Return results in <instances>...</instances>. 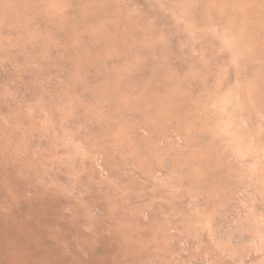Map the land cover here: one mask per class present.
Returning a JSON list of instances; mask_svg holds the SVG:
<instances>
[{
	"label": "bare ground",
	"instance_id": "obj_1",
	"mask_svg": "<svg viewBox=\"0 0 264 264\" xmlns=\"http://www.w3.org/2000/svg\"><path fill=\"white\" fill-rule=\"evenodd\" d=\"M0 1L2 2V0ZM91 1L94 2V0H91ZM139 1H143V0H138V2ZM193 1H194L193 2L194 5L195 3L197 4L201 3L204 7H206V10L208 11V12L206 11L207 13L196 12V14L194 15L195 17L194 20L196 19L197 21L201 22L204 19H207V20L209 19V21H213V23L216 26L221 25L223 23H227V22H237V21L242 22L239 28H237V26L234 25V29L237 28V30H235L236 34H234L235 39L238 40L239 42L240 40L242 41L243 39H245L246 43L248 42L249 47L247 46L248 48L244 49L245 43L243 45V41H242V45H243L242 47L246 53L242 61H245L244 63L247 66V69L246 70L245 68L242 69V66H245V65H242V62H241V65H242L241 66L240 63L238 64V62L235 61V64L237 63L240 66V68L243 70L242 73H244V79L242 80V74H241L239 76V82H240V77H241V84H242V81H245V75L250 76L254 74V70L255 72H257L256 70H258V73L262 76V78H264V0H193ZM18 2L19 4H18V8L16 7V11L12 12L9 10L10 12H8L7 14H5V16H3L4 23L6 20V25L4 24V27L7 26V20L8 19L10 20L12 18H13L12 20H15L17 22V23H14L15 26L16 24L17 26L20 25L19 21H20V17L22 16V14L20 12L21 11L20 0H18ZM78 2L83 3L82 0H78ZM148 2L147 4L149 5L150 2L149 3ZM88 3L85 2L84 4L86 5ZM32 4H34V6H37L34 2L33 3L31 2L30 4V1H29V5L31 6ZM14 5L16 6V4L13 3V6ZM23 5L24 4H22V6ZM69 5H70V2H69ZM74 6L75 5H73V9H74ZM80 6H79V9H80ZM99 6L92 7V4L91 6H87V7L85 6V10L87 11V12L85 11V14L89 12V14L93 16V18H95L96 21L99 20L103 22L104 20L102 19L106 16L107 12L109 13V10L107 8H99ZM73 9H71V11ZM216 9L219 11H217ZM11 10H12V1H11ZM1 11L2 9L0 10V13H2ZM72 13H74V11H72ZM77 13H80V12L77 11ZM187 13H184V14H187ZM82 14H83V11H82ZM82 14H81V17H82ZM189 14H192V13H189ZM75 15L76 13L73 14V17ZM33 16H36V14ZM91 16L88 22L92 20ZM38 17L40 18V16L38 15L36 16L35 19H37ZM53 17L54 16H52V18ZM110 17L113 18V15ZM159 17H161L160 14H159ZM77 18L78 17H76L75 21L78 20ZM59 19L57 20L59 21ZM191 19H193V17ZM42 20L43 18L40 19V21L43 23ZM60 20H63V18ZM64 20L66 23L69 22L66 19ZM68 20H70V18H68ZM170 20L171 18L168 19L167 21L168 24ZM176 20L177 19H175V21ZM30 21L28 20L26 21V23L29 24ZM45 21L46 19L44 20V22ZM47 21L46 23L49 25L50 17H49V22ZM129 21L131 20L129 19ZM159 21H161V18L159 19ZM55 22L57 21L55 20ZM199 22L197 23L199 24ZM60 23L61 22L59 21L58 25ZM213 23H211L212 26H214ZM32 24H33V21H32ZM79 24H80L79 29H75V30L77 31L79 30L78 33L81 35L82 33L80 32V30L82 26H81V23H78V26ZM60 25L58 27H60ZM116 25L118 26V23ZM15 26H14V30H15L14 32L18 31V28H19L17 27V30H16ZM30 26L32 30L33 29L32 25ZM49 26L47 27L48 31L49 29L54 30V28H51V27L49 28ZM53 27H54V24H53ZM74 27L77 28V25ZM122 27H124V25ZM209 27L207 26L205 28L208 29ZM221 27L224 28L223 25H221ZM126 28L128 29L127 26ZM126 28H125V33L127 31ZM12 29L13 27H11V30L9 28L10 31H12ZM20 29L21 28H19V31ZM57 29L55 28V30L58 32ZM69 29L67 33H64V35L59 34L57 36V32H56V39L57 37H59L58 38L59 40L58 39L57 40L58 41L61 40L60 44L62 45H63L62 41L66 42L65 43L66 47L68 46L67 41H69L70 37L72 36V32L70 31L71 29L70 30ZM91 29H93V27ZM114 29H115V26L113 28V26L110 23L108 24L105 23L104 25H101L98 23L97 28H96V31L98 32V34L96 35L94 34L93 37L92 36L90 37L89 35L91 34H89L88 35L89 38L86 37L87 35H83V34L81 35L83 41L81 40L80 43L82 44V42H84L83 43L84 47L82 48L78 46H74L73 44L74 38L76 39L77 36L74 33L75 30L73 31L72 29L73 34H75V37L73 38V42H72V38H71V41L69 42H72L73 45L70 47H67V49H65L64 51L53 56L52 62L54 63V66H51V67L48 66L50 63L49 59H51L52 57L49 59L47 57V59L49 60L47 67L50 70L48 71V75L46 79L48 78V76H51L48 79L50 80V82H48V80L45 79V81H47L48 83L46 84L47 86L46 88L49 89L48 91H50L49 96L46 97L48 99V102H47V99L44 98V100L46 101L42 99L44 101V102L42 101L43 105L38 107L39 105L37 106L34 104L35 106L34 107L32 106V108H30L31 104L28 100V106L30 105L29 108L31 109V112H29L28 110L24 111L25 107L23 108L21 104L22 103L25 104L27 102L26 100L22 101L21 97L19 98L20 93L17 92L18 98H19L18 100L21 101V104L20 103L19 104L23 108L22 109L23 111L20 110L14 114L13 113L9 114L8 110L12 107H10L9 109H8L9 106L6 107V105L9 104L7 103V100L10 97L12 98L13 95L11 94V96L10 97L8 96L9 97L8 98L6 95L3 94V92H1V90L2 91L4 90H3V87L1 89V86H0V264H264V216H259V215L258 216H236L235 213H234L235 216H211L210 213L208 216L207 214V209L212 208L210 207L212 206L211 204H213V202L211 203V201H213V198L216 192L218 194L219 189L216 192L213 188L211 190L209 189L205 190L206 185L204 186V189H202L203 186L201 185H204V180L208 178L207 175L209 174L215 175L216 173L219 172V168L218 166H216L217 163L213 162L212 156L214 157L213 153L215 152L216 153L215 157L216 155H218V157L220 156V158L225 161V159L229 155V151H228V155L226 154V151H224V149L226 150L228 148L227 143L225 144L226 147L222 148L223 150L219 149L217 148L218 147L217 144L219 143L220 137L217 139L218 141H215L211 138L212 136L211 137L209 136L210 135L209 133H207L209 135L204 134L206 132L199 133V131H201L204 125L206 127L207 121H210V119L206 120V118H208L209 116H207V114H205L207 116L206 118L202 116V118L206 120V123L202 125L201 124L202 122L200 123L199 120H196L197 118L195 119L194 117L195 112L187 104V102H189L188 99L181 98V96L180 98H178L177 95L178 93H180L178 91L177 92L174 91V94L177 93V95L173 96L174 94H173L172 89L175 88L174 86L175 84H171V82L173 83L176 82L177 78L172 80L171 73L167 75L168 76L167 78V76L165 75L166 66L165 64H163L164 62L162 60L161 61L163 63L154 61V58L152 59L151 54H150L151 51H147L144 48L137 46V48L133 52V55L135 56V58L132 59L131 57L133 56L130 55L131 52H128L129 55L127 59L130 58L129 62L131 66L129 68V71L127 68L126 73L122 75L119 72L120 71V67H119V71H118L119 76L113 75L111 73V71L109 70V67L111 68V65L114 63L113 61H116V60L112 59L113 61L111 60L109 61L108 58L107 59L105 58V54L103 55L102 53L107 47L109 46L111 47V43H109L111 38L113 37V39L115 40L116 37L119 36L118 33L120 31H117ZM6 30L9 31L8 29L5 28L4 31ZM28 30L27 32L24 30L26 32L25 36H27V34L28 36L30 35V33H28ZM129 30H130V27L128 29V32ZM32 31H35V28ZM42 31L43 30L41 29L40 34L42 33ZM59 31L62 33L61 30ZM84 31L86 32V28ZM94 31L95 30L93 29V32ZM140 31L141 32L144 31V28L143 30H140ZM136 32L137 31H135V34ZM223 32H225V30ZM34 33L36 34V32ZM53 33L54 31H52V34ZM105 33H107L109 37L107 39L104 37V42H102L103 39H101L100 36L105 35ZM110 33L112 34V37L109 35ZM144 33H146V31H144ZM3 34L0 37L5 38ZM21 34L20 36H22ZM40 34L38 32L36 35H40ZM50 34H51V31H50ZM50 34L47 33L46 35L47 39H49L48 35L50 36ZM130 34L131 33H129L128 36H130ZM10 35L8 37H10ZM13 35L14 34H12V36ZM121 35H122V31H121ZM124 35L125 34L123 33V38H124ZM136 35H138V32ZM145 35H147V33ZM5 36H6L5 41H7L6 43V49H7L8 42L10 40H8L7 34H5ZM133 36L135 37L134 34ZM151 36L153 35L151 34ZM205 37L202 38V40L205 39ZM79 38L80 36L78 37V39ZM16 39H18L17 41H15L16 47L13 50V52H10V56L13 54L12 57L18 61L22 59L24 60L23 58L24 53L26 52L29 53V51H31L30 54L35 53L36 55L37 51L40 49L37 46L35 47L32 46L33 48L26 46L25 41L22 42L24 37L23 39L21 37L22 41L19 37H17ZM44 39H45V36L42 39L40 38L41 41L43 40L42 43L44 42ZM47 39H45L46 42H44V43H47L46 48L44 45L43 49H47L48 47ZM119 39H120V36H119ZM121 39H122V36H121ZM33 40H35V38ZM141 40L143 41L142 38ZM146 40L144 38V41ZM176 40L178 39L176 38ZM176 40L174 39L173 42H175ZM185 40L187 41L188 38ZM2 41L3 39H1V42ZM29 41H30V36L26 44H29L30 43ZM54 41L56 40L54 39ZM136 41L138 42V39H136ZM218 41L219 40H217L216 44L218 43L220 44V42ZM234 43L235 41L233 40L232 45ZM81 44L79 46H81ZM118 44H119V41H118ZM216 44L214 42V45ZM2 45H5V43H2ZM40 45L42 47L41 42H40ZM50 45L52 46V43ZM69 45H71V43ZM236 45H239V43ZM233 46H229V47L233 48ZM57 47H56V50L53 49L54 52H52L51 50L49 53L51 52L53 54L57 53ZM153 47H157V46L153 45ZM158 47L157 49H154V51H157L158 49H159L158 51H161L160 48ZM168 47L165 46V49H162V50L168 52V50L170 49ZM187 47H189V45ZM119 48H122V46ZM166 48H168V50H166ZM239 48H240V45H239ZM43 49H41V51L39 52L40 54L39 57L43 56L42 58L45 57L44 53H46V51H44L43 53L42 51ZM125 49H127V47ZM176 49H178V46ZM176 49L174 50L176 51ZM59 51H60V48H59ZM171 51L173 52V47L171 48ZM1 52L2 51H0V53ZM7 52H9L8 49H7ZM7 52L5 51V53ZM234 52H235V56L237 55L238 57H240L239 55H241V58H243L245 54L244 53L242 55L240 54L241 53L240 52L238 55V53H236V50H234ZM183 53H185L184 50H183ZM227 53H229V51ZM119 54L121 56V52H119L118 55ZM157 54L158 52L156 53V55ZM1 55H0V62H1V59L2 61L4 60L3 58L5 56V55L4 56L2 55L1 57ZM47 55L49 56L48 53ZM120 56H118L117 63H120V60H119ZM114 57L117 59V56H114ZM196 57L194 56V60ZM29 58L30 56L28 55L27 59ZM42 58H39L40 61ZM14 59H12V62L14 61ZM39 59L38 61L35 59L37 61V65L39 63ZM47 59L46 61H48ZM178 59H180V55ZM183 59L184 58H182V60ZM237 59L239 61V58ZM32 60H31V64L33 65ZM182 60H181V63H182ZM186 60L191 62L188 58ZM46 61H45V64H46ZM25 62L26 60L24 61V64ZM15 63L16 61L14 62V64ZM172 63L173 62L171 61V65ZM179 63H180V60L177 61V66ZM16 64L15 66L21 67V65H16ZM127 64L129 66L128 61H127ZM174 64H176V62ZM183 64H184V61H183ZM1 65L2 63L0 64V66ZM41 65L43 66V64ZM166 65H170V63L169 64L166 63ZM186 65H188L187 62H186ZM115 66L117 65H113L114 68ZM191 66H193V62ZM198 66L201 67V65L199 64L196 65V67ZM3 67L5 70L6 62L3 63L2 68H1L2 70H3ZM93 67H95L96 69L94 70L95 72L94 77L90 75L89 77L90 80L86 79L87 81L86 83H92V87H93L92 90L90 89L84 90L85 87L83 86L82 88V84L79 85L75 83L74 86L70 88V91H68L69 88L67 89V86L58 85V83L61 84V81L59 82V79L57 81L55 80L56 78L66 77L68 76V74H72V72L76 74V75L74 74L75 75L74 77H76L77 74L84 75V73H90V71H93ZM178 67L179 68L181 67V72H182L181 75L183 76L182 66H178ZM43 68L42 70H44ZM38 69H34L35 72L37 71V74L36 73L34 74V72L31 74H27L28 71L26 70L25 72L27 73L25 74L24 69L21 70V73L24 72L23 73V78L25 79V80L23 79L24 82H26L27 80L30 84V82L33 79L34 83H32V87H30L31 89L30 92L31 94L33 92L35 93L37 92L35 94L37 96H38V91L36 90L38 89L36 86L38 85V87H40L39 83H37V80L39 79L40 81V79H42V75L40 74L42 71L38 73ZM124 69H123V72L125 71ZM196 69L198 70V68ZM4 70L3 72L5 74L8 73L6 70H5L6 72ZM113 70L114 69H112V71ZM116 70H115V73H116ZM172 71L174 73L175 70H172ZM179 71L180 69L177 72ZM3 72H1L0 75H2ZM21 73L18 74L19 78L21 77L20 76ZM194 73H195V70H194ZM238 73H239V70H238ZM238 73L236 72L235 75ZM5 74L3 75V77L5 76ZM15 74H13L14 77L16 76ZM120 74L122 76H120ZM187 74L185 75L187 76ZM259 74L258 76H260ZM85 75H88V74H85ZM178 75H180V73ZM256 75L257 73H255L254 78ZM35 76L37 77L36 79L37 85L34 80L36 78ZM169 76L171 78V82L169 81L170 80ZM175 76H177V74ZM236 76L235 78H237ZM258 76H256V82L254 83L255 84L254 87H256V91L254 88V93L252 95L250 94V96L255 95L256 97L255 107H257L258 111L261 114L259 113L260 116L259 118L256 117V119L254 115L253 118L255 120L253 121H252L253 118L251 119L250 117L251 122L246 120L247 117L244 119V121L245 120L248 121L247 125L245 126H247L250 129L254 127V130H255V127H257V125L260 126V128L262 127L264 129V109H262V107H264V81H260L261 79H258L257 78ZM181 79L179 80L181 81ZM183 79H185L184 76H183ZM249 79L250 77L248 78L247 82H249ZM257 79L260 82L257 81ZM0 80H3V79L1 78ZM53 80L55 81L53 82ZM66 81L68 80L66 79ZM69 81H70V78H69ZM186 81H188V79H186ZM211 81H209L210 84H213V82L211 83ZM3 82H5V80ZM64 82H65V78H64ZM73 82H74V78H73ZM189 82H190V78H189ZM191 83L193 85V81ZM222 83L224 82L222 81ZM4 84L6 85L7 82ZM4 84H3L4 89H6ZM17 84L16 85L14 84L15 86L12 85L11 88L13 90H14V87L21 89L18 87ZM33 84L36 86H34ZM137 84L140 86L139 91L136 90L138 93L133 91V86ZM0 85H1V82H0ZM224 85L226 86V84ZM224 85L222 87H224ZM230 85L231 84H229V86ZM251 86L252 85L250 84L249 87ZM138 87L135 86V89H137ZM201 87L204 93V90L206 91V87L205 89H203L204 88L203 86ZM201 87H200V90H201ZM183 88H184L185 94L187 95L186 93L187 90L185 89V87ZM192 90H193V87H192ZM24 91L26 93L28 90L26 91L24 89L23 92ZM40 91L42 92V90ZM171 91L173 95L171 94ZM179 91L182 92L181 95L183 94L185 96L182 90H179ZM198 91L199 90H197V86H196V90L195 92L192 93V95L197 94L196 92ZM212 91L211 93L213 95V93L215 92H212ZM232 91H230L231 92L230 95L237 97L238 96L237 92L234 94ZM247 91H249V89L247 90L246 88L245 92ZM230 92H228L227 94L229 95ZM75 93H78V94L82 93L80 97L83 98L84 102L82 101L83 103H76V100H75V104L71 106L73 117H71V115L70 117H68L66 112L68 111L70 107V102H71L70 95L75 94ZM13 94H14L13 97L16 98V95H15L16 89L13 92ZM127 94H128L127 99L121 98L123 95L127 96ZM219 94L220 93H218L217 95ZM223 94H225V92ZM209 95H210V91H209ZM230 95L229 97H231ZM244 95L245 93L241 95V99L239 96L240 106L239 105L238 106L240 110L238 111V108L236 107L237 104L236 106L234 104V107H236L237 110L233 107L234 111L236 110L237 115L239 113L240 118L244 113H246V111L247 113H249V110L251 109V107L250 109L248 107L247 108L245 107L248 103L245 104V106L243 105V107L247 110L243 111L244 113H241L240 115V112L243 108V107L241 108V101L245 99ZM4 96H6L7 99ZM23 96H22L23 100L28 99L26 97L23 98ZM129 97L130 98L132 97V99L130 100ZM204 97L208 98L207 96L203 95V98ZM33 98L34 99H30V101L32 100L31 102L34 103L36 101H35L34 96ZM193 98H192V102L195 103L196 99H194L195 100L194 102ZM216 99H219L218 96ZM13 100L15 101V99L12 98V101ZM18 100L16 104H18ZM248 100H249V95H248ZM12 101L10 100V104H9L10 106H11V103L14 102ZM235 101L237 102V100L233 98V103H236ZM251 101L252 99L250 97V103ZM46 102L47 104L46 106H44ZM200 102L201 101H199V104H201ZM231 102L232 100H230L229 98V103L231 104ZM244 102H242V104ZM225 103L227 104L226 101ZM219 104L221 105V102ZM193 105L194 104H192V106ZM17 106L18 105H16V108ZM89 106L93 108H98L99 109L98 114L96 115L95 113H91L92 111L91 109L89 110ZM221 106H223L222 111H224L225 109L224 103H222ZM228 106H227V109H228ZM16 108H13V111ZM133 108L137 111L134 112ZM197 108H198V104H197ZM206 109L207 107L205 108V110ZM209 109L211 111L214 110L211 108ZM219 109H220V113L218 112V116L219 114L223 116L222 115L223 112L221 111V108ZM227 109L225 110L226 112H224V114L228 112ZM231 111L232 109L230 108V111H229L230 114H231ZM234 111L232 112L233 115H235ZM208 112L209 111H207V113ZM216 112L217 111H214L215 114ZM255 112H256L255 114H257V110ZM127 114H129V116L133 117L134 119L136 118L137 120H135L136 122L133 121L134 122L133 125H131V128H129L130 131H128L127 133H123L122 131L123 133L122 134L120 131H121V128L125 127V126L122 127V124L124 125V122H125L124 120H128L127 117L124 116ZM173 114H174V117L176 118L175 123L173 124L174 127H172L170 131L168 129V132L166 133V131H164V128L165 126L168 127V124L164 125L163 131L166 134L164 132L163 133L165 134V136L163 134H162L163 136L160 135L159 132H161L162 130H159L158 135H157V127L159 129L160 122L163 120L164 121L163 123L166 124L165 122L169 121V119L167 121V117H169L170 115L172 117ZM74 115L76 116L74 117ZM200 115H203V113ZM250 115H251V112H250ZM138 116L140 117L139 118L140 120H138ZM229 116H232V115H229ZM247 116H249V114H247ZM141 117H142V120H141ZM197 117L199 119L198 114H197ZM212 117H213V114L211 116V119ZM244 117H245V114L243 118ZM233 118L234 117L232 116L230 124H233L236 127L238 124H236V121L235 123H233L234 121L232 122ZM227 119L229 121L230 118L227 117ZM214 120L212 121L213 124L217 123ZM224 120H225V116H224ZM220 122L221 121L219 120L218 124ZM125 123H126L125 125H128L127 122ZM244 123L246 122H243V124ZM76 124H78L79 127ZM243 124L241 125V120H240L239 127L240 125L242 127ZM254 124H256V126ZM75 125L76 127H78V129L81 128L80 131L81 133L84 132L83 133L84 135H85V131H87L88 137L86 138L81 137L80 135L81 133L78 131V129L72 128ZM207 126L211 130L210 128L211 124L210 125L208 124ZM221 127H223L222 124L219 129H221ZM239 127L237 126L238 131H239ZM68 128H72L73 131L72 129L71 130L69 129L70 131L68 132L67 130ZM237 128H236V131H237ZM122 130H124V128ZM212 130L214 129L212 128ZM224 130H225V127L223 128V133H224ZM251 130H252L251 137H253V129ZM216 131L217 129L214 132ZM232 131L234 132V130ZM244 131H245L244 133H247L246 137H248V135L250 137V131L248 134V130L246 132V127ZM261 131L263 134L262 135V138H263L264 131L262 129L260 130L259 135ZM221 133L218 136H221ZM230 133L231 132L229 131V134ZM239 133L240 134L243 133V130L242 132L239 131ZM255 133L258 135L257 132ZM226 134H225V137H226ZM244 136L245 135H241V136L239 135V137L241 138L242 137L244 138ZM249 137L247 138V143H248ZM222 138H223V135H222ZM223 139L221 140V142L223 141ZM227 139L229 140V137ZM181 140L183 141L182 143H180ZM171 142H173L172 146L169 145V143ZM239 142H240V149L243 146H246L245 138L242 140H239ZM239 142L237 143L239 144ZM250 142H252L250 144H253V141H250ZM28 143L32 144L31 146H29V149H27ZM198 143H200V145L201 143H203V145L206 144V147H205L206 149L205 148L201 149V146L200 148H198L199 152H200L199 149H201L202 151L200 154L195 152L197 147L195 148V150L194 148L192 150L190 149L191 151L194 150L193 153L190 152L186 154L184 152L185 151L184 149H186L187 147L192 148L196 144L198 145ZM250 144H249V147L251 148ZM32 146H36L38 150L36 152H34V150L32 151ZM256 147L253 144L252 148H254L257 152ZM235 148L236 147L233 146L234 152H235ZM247 148H248V145H247ZM215 149L220 150V152H216ZM242 150L244 153L245 149H242ZM260 152L262 153V151ZM237 153L238 152H236V156H237ZM243 153H241V155ZM245 153H244V156L242 157L240 156V159L242 160V162L244 161V162H247L248 164L249 152L247 156H245ZM234 154L231 155V157L236 158ZM258 155L260 156L261 154L258 153ZM250 156L252 158L254 157L252 155ZM229 157L227 158L228 160H229ZM238 157H239V153H238ZM251 157H249V159ZM236 159L238 160L239 158H236ZM236 159H234V162ZM240 159H239V162H240ZM254 159L256 160L255 163H257V161L260 160V159L259 160L256 159L255 157ZM262 159L264 160V156L261 158V165L263 162ZM251 160H249V162L252 164ZM227 163L228 162H226V164ZM224 164L225 163H223V165ZM223 165H222V168H225V166ZM236 165H235L236 167L235 172L237 169ZM229 166H230V162H229ZM244 167L248 168L249 165H246ZM252 167L250 169L251 172H252ZM229 169H231V167ZM259 169L258 170L256 169L258 175H259ZM237 171L240 172L239 170ZM253 171H254V175H256L255 170ZM219 173H218V176L220 175ZM221 174L223 175L225 173L222 172ZM234 174H238V173H234ZM252 175L249 174L250 177ZM225 176H228V179L224 180L226 182L224 184L229 185L228 184L229 173H226ZM262 178H263L262 184L264 185V172H262L261 179ZM212 179H210V181H212ZM242 180H247V179H242ZM238 181L239 180L235 181V183ZM213 182H214V179H213ZM219 182H222V180ZM219 182L218 184L217 183L215 184L214 182L213 185H218L219 187L222 185V184H219ZM257 183L258 181L256 182L254 186H257ZM241 184L240 185L236 184L237 187H236V191L234 192V195L238 196V198H240L239 195L240 196L243 195L244 194L243 192L246 191L247 184L245 185V187L244 185L242 186ZM234 186L235 184H233V188ZM251 188L248 190L247 193L251 192ZM229 189L230 187L227 188L228 191ZM202 190H204L205 192H202ZM253 190L255 192V188ZM257 191H259V188ZM259 192H261V190ZM227 195L228 194L226 193V196ZM234 195L232 196V204H234L233 202ZM224 196L221 195L220 200L217 198L215 199L220 201L219 204H221L222 198L223 199L226 198V196L225 197ZM217 197H219V195ZM256 197H257V194H256ZM228 198H231V194H230V197L227 196V201H228ZM242 198L244 197L241 196L240 199L242 200ZM200 206H201V210L202 208H204V210L202 211L203 213L206 210L205 211L206 216L204 214H202L204 216H200L199 214H201V212H197L199 211ZM211 210L210 212H212ZM263 211H261V213ZM164 214L167 216H165Z\"/></svg>",
	"mask_w": 264,
	"mask_h": 264
},
{
	"label": "rangeland",
	"instance_id": "obj_2",
	"mask_svg": "<svg viewBox=\"0 0 264 264\" xmlns=\"http://www.w3.org/2000/svg\"><path fill=\"white\" fill-rule=\"evenodd\" d=\"M4 1V2H3ZM10 1V2H9ZM11 1H12V10H11ZM14 1V2H13ZM15 1H16V3H15ZM29 1H30V4H31V2L33 3H35L37 6H34V4H32L31 6L29 5ZM68 1V2H67ZM88 1H89V3H88ZM91 0H82V2L83 3H80V2H78V0H72V1H70V0H20V5H21V14H22V16H24V17H20V21H19V24L20 25H18L17 26V24H16V26H15V24L14 23H17L15 20H12V19H8L7 20V26H5L4 27V24L6 25V20H5V23H4V19H3V16H5V14H7L8 12H10V11H12V12H14V11H16V7L18 8V4H19V2H18V0H2V2L0 1V10L2 9V13H0V27H1V25H2V27L0 28V32H1V34H0V36H2V34L4 35V37L5 38H3V37H0L1 39H3V41L1 42V39H0V51H2L1 53H0V55L2 54L3 56H4V60L2 61V59H1V62H0V64L2 63V65H3V63H5L6 62V67H5V70L8 72V73H4L3 72V70H4V67H3V70L1 69L2 68V65L0 66V73L1 72H3L2 73V75H0V79L2 78L3 80H0V82H1V89H2V87H3V90L4 91H2L1 90V92H3V94L4 95H6L7 97L9 96H11V94L14 96V94H13V92L15 91V89H16V98L15 97H13L12 96V98L13 99H15V104L17 103V100L21 97V100L22 101H25L26 100V102L27 103H25V104H27V105H25V104H21V101L20 100H18V104H16V105H18L19 106V108H18V106H17V108H16V105L14 104V102L12 101V98L10 97H8L13 103H11V106L9 105L10 104V100L8 99L7 100V103H9V104H7L6 105V107H8V109L10 108V107H12V108H10L9 110H8V113L9 114H14V113H16V112H18V111H20V110H22L24 107H25V109H24V111H29V112H31V109L30 108H32V106L34 107L35 105H39L38 107H40L41 105H43L42 104V101L44 100V98L45 99H47L46 97H48L49 96V93H50V91H48L49 89H47L46 87V84H48L47 83V81H45V79H46V77H47V75H48V71L50 70L48 67H47V64H48V62H49V60H50V63H51V65H50V63H49V67H51V66H54V63L52 62V59H53V56L54 55H57L58 53H60V52H62V51H64L65 49H67V47H70V46H72L73 44H74V46H78V47H84V45H83V43L84 42H82V44L80 43L81 42V40H82V37H81V35L83 34V35H87L86 37L87 38H89L88 37V35L89 34H91V35H89L90 37L92 36H94V34L96 35V34H98V32L96 31V28H97V25H98V23L99 24H101V25H104L105 23L106 24H108V23H110L112 26H113V28H114V26H115V29L114 30H117V31H120L119 33H118V35L120 36V39H119V36H117L116 37V39H117V41H116V39L114 40L113 39V37H112V34L110 33L109 35L112 37L111 38V40H110V42L109 43H111V47L109 46V47H107L106 49H107V51H106V49L103 51V55L105 54V58L107 59L108 58V60L110 61H113V60H116V61H113L114 63L111 65V68L109 67V70L111 71V73L113 74V75H116V76H119V72L122 74V75H124V73H126V69L128 68V71H129V68L131 67L130 66V62H129V60H130V58L129 59H127L128 58V55H129V53L128 52H131L130 53V55L131 56H133V57H131L132 59L133 58H135V56L133 55V52H134V50L137 48V46L138 47H141V48H144L145 50H147V51H151V57H152V59L154 58V61H157V62H160V63H163V64H165V66H166V72H165V75L167 76V75H169L170 73H171V78H172V80H174L175 78H177V81L176 82H171V78H170V76H169V81L171 82V84H175L174 86H175V88H173L172 90H173V94H174V91L175 92H180V93H178V95H177V93H175L174 95L172 94V91H171V94L173 95V96H175V95H177L178 96V98H180V96H181V98H187L188 99V101L189 102H187V104L193 109V111L195 112L194 114V117H195V119L196 120H199V122L202 124V125H204V123H206V120H209L210 119V121H207V123L210 125L211 124V130L208 128V124L206 123V127H205V125L203 126V128L201 129V131H199V133L201 132V133H204V132H206V133H204V134H206V135H209L213 140H215V141H218L217 139L219 138V145L217 144V148H219V149H222V148H224V147H226V143H227V149L225 150L224 149V151H226V154L228 155V151H229V155H230V157H229V155H228V157H229V160L227 159V161H226V159H225V161L226 162H228L227 164H226V162L223 160V159H221L220 158V156L218 157V155H216V157H215V152L213 153V155H214V157L212 156V158H213V162H215V163H217L216 164V166H218V168H219V174L221 175H219L218 176V173H216L215 175H212V174H209V175H207V177L208 178H206V179H208V180H204V185H201V186H203V188L202 189H204V186L206 185L207 186V188H206V186H205V190H207V189H209V190H211L212 188L215 190V192L218 190V194H217V192H216V194H217V196L219 195V197H217L216 196V194H215V196H214V198H213V201H211V203L213 202V204H211L212 206H210V207H212L211 209H207V214H208V216H209V213L211 214V216H235V214H236V216H264V185L262 184L263 183V178L261 179V175H262V172H264V160L262 159V165H261V158L264 156V137L262 138V131H261V133H260V135H259V132H260V130L262 129L263 131H264V129L261 127L260 128V126H258L257 125V127H255V130H254V127L253 128H251V129H253V137H251L252 136V130L250 129V128H248L247 126H245V125H247V122L249 121V122H251V120H250V117H251V119L254 117V115H255V119H256V117H258L259 118V116H260V112L258 111V109H257V107H255V104H256V97H255V95H253V96H250V94L252 95L253 93H254V88H255V91H256V87H254L255 86V82H256V76H258V70H256L257 72H255V70H254V74H252V75H250V76H247V75H245V81H242V84H241V77H240V82H239V76L242 74V80L244 79V73H242V69L243 68H245V70L247 69V66L245 65V61H242V59H244V57H245V55H246V53H245V50H243V45H244V43H245V45H244V49H247L249 46H248V42L246 43V40L245 39H243L242 41H243V45H242V41L240 40V42L238 41V40H236L235 39V35L234 34H236V31L235 30H237V28H239V26L242 24V22H240V21H237V22H227V23H223V24H221V25H223L224 26V28L223 27H221V25H215L214 23H213V21H209V19L207 20V19H204V20H202L201 22H199V21H197L196 19V21L197 22H199V24L194 20V15L196 14V12H203V13H207L208 11L206 10V7H204L201 3H195V5H194V1L193 0H143V1H139L138 2V0H136V1H134V0H94V2H90ZM96 1V2H95ZM150 3H149V2ZM158 1V2H157ZM159 1H161V2H159ZM7 2H8V4H7ZM69 2H70V5H69ZM78 2V3H77ZM85 2H87L88 4H84ZM101 2V3H100ZM113 2V3H112ZM141 2V3H140ZM147 2L149 3V5L147 4ZM190 2H191V4H190ZM13 3L14 4H16V6L14 5L13 6ZM25 3H26V5H25ZM97 3V4H96ZM104 3H105V5H104ZM158 3V4H157ZM162 3V4H161ZM22 4H24L23 6H22ZM91 4H92V7H98L99 5V8H107L108 10H109V13L107 12L106 13V16L104 17L105 19H107V20H105L104 18L102 19V20H104L103 22L102 21H96V19L95 18H93V16H91L90 14H89V12L87 13V14H85V6L87 7V6H91ZM99 4V5H98ZM117 4V5H116ZM161 4V5H160ZM73 5H75L74 6V9H73ZM81 5V6H83V7H81L80 6V9H79V6ZM98 5V6H97ZM104 5V6H103ZM106 5H107V7H106ZM145 5V6H144ZM147 5V6H146ZM201 5V6H200ZM34 6V7H33ZM76 6H77V8H76ZM144 6V7H143ZM197 6V7H196ZM14 7H15V9H14ZM25 7H26V9H25ZM31 7H33V8H31ZM109 7V8H108ZM111 7V8H110ZM29 9V11H28V9ZM31 8V9H30ZM75 8H76V10H75ZM211 8V7H210ZM71 9H73L72 11H74V13H76V15L73 17V14L74 13H72V11H71ZM170 9V10H169ZM171 9H173V10H171ZM10 10V11H9ZM18 10V9H17ZM81 10V11H80ZM179 10H180V12H179ZM217 10V9H216ZM5 13H4V12ZM25 11V12H24ZM77 11L78 12H80V13H77ZM82 11H83V14H82ZM207 11V12H206ZM217 11H219V10H217ZM87 12V11H86ZM111 12V13H110ZM121 12V13H120ZM156 12V13H155ZM178 12V13H177ZM187 13V14H184V13ZM41 13V14H40ZM155 13V14H154ZM162 13V14H161ZM165 13V14H164ZM168 15H167V14ZM172 13V14H171ZM189 13H192V14H189ZM2 14V15H1ZM20 14V15H21ZM24 14V15H23ZM36 14V16H40V18L38 19H35L36 18V16H33V15H35ZM45 14V15H44ZM78 14V15H77ZM81 14H82V17H81ZM110 14V15H109ZM159 14H160V16L161 17H159ZM177 14V15H176ZM65 15H66V17H65ZM113 15V18H114V20H113V18H111L110 16H112ZM156 15V16H155ZM170 15V16H169ZM28 16V17H27ZM48 17V19H47V17ZM52 16H54L53 18H52ZM71 16V17H70ZM85 16V17H84ZM90 16L92 17L91 19L92 20H90V22H88V20L90 19ZM117 16V17H116ZM122 17V19H121V17ZM158 16V17H157ZM163 16H164V18H163ZM168 16V17H167ZM178 16V17H177ZM186 16V17H185ZM1 17H2V19H1ZM46 17V18H45ZM49 17H50V22H49ZM59 17H60V19H62L63 18V20H60L59 19ZM65 17V18H64ZM76 17H78L77 19V21H75L76 20ZM81 17V18H80ZM89 17V18H88ZM119 17H120V19H119ZM165 17H167V18H165ZM193 17V19H191ZM43 18V23L40 21V19H42ZM68 18H70V20H68ZM71 18H72V20H71ZM87 18V19H86ZM126 18H127V20H126ZM161 18V21H159V19ZM171 18V20H172V22H171V20H170V22H169V24L167 23V21H168V19H170ZM188 18H189V20H188ZM30 19H31V21H30ZM46 19V21L47 22H49V25L46 23V21L44 22V20ZM53 19H54V21H53ZM57 19H59V21L61 22L59 25H60V27H58L59 25H58V23H59V21L57 20ZM64 19H66L67 21H69V22H65V20ZM129 19L131 20V21H129ZM175 19H177L176 21H175ZM183 19V20H182ZM3 20V21H2ZM25 20V21H24ZM30 21V23L28 24V23H26V21ZM39 22H38V21ZM55 20L57 21V22H55ZM84 20V21H83ZM124 20V21H123ZM163 20V21H162ZM174 20V21H173ZM191 20H192V22H191ZM10 21H11V23H10ZM32 21H33V24H32ZM51 21H52V23H51ZM96 21V22H95ZM119 21V22H118ZM166 21V22H165ZM8 22H9V24H8ZM35 22H36V24H35ZM65 22V23H64ZM83 22V23H82ZM85 22V23H84ZM120 22H121V24H122V26L124 25V27L126 28V26L128 27V29H129V27H130V30H129V32H128V29H127V31H126V33H125V28L124 27H122L121 26V24H120ZM131 22V23H130ZM185 22V23H184ZM39 23V24H38ZM44 23H45V25H44ZM71 23V24H70ZM78 23H81V26L84 28H82L81 27V30H80V32L82 33L81 35L78 33L79 32V30L77 31V30H75V29H79V27H80V24H79V26H78ZM92 23V24H91ZM94 23V24H93ZM97 23V24H96ZM115 23V24H114ZM118 23V26L116 25ZM161 23V24H160ZM191 23V24H190ZM211 23H213V25L214 26H212V24ZM233 24V25H231V24ZM14 24V25H13ZM53 24H54V27H53ZM160 24V25H159ZM178 24V25H177ZM189 24H190V26H189ZM197 24V25H196ZM30 25H32V28L34 29L35 28V31H32L31 30V26ZM37 25H39V26H37ZM66 25V26H65ZM77 25V28H75L74 26H76ZM126 25V26H125ZM131 25H133V26H131ZM182 25V26H181ZM184 25V26H183ZM209 25H210V27H209ZM226 25V26H225ZM234 25H236L237 26V28H235L234 29ZM14 26H15V29L17 30V27H19V28H21L20 29V31H19V28H18V31H16L17 33H18V35H17V33L16 32H14L15 30H14ZM34 26V27H33ZM36 26H37V28H36ZM45 26V27H44ZM49 26V28L51 27V28H54V30L52 29H49V31H48V27ZM62 26V27H61ZM116 26H117V28H116ZM209 27L208 29L207 28H205V27ZM11 27H13V29H12V31H10L11 30ZM57 27H58V29H57ZM71 27V28H70ZM88 27V28H87ZM93 27V29L95 30L94 32H93V29H91ZM132 27V28H131ZM213 27V28H212ZM215 27V28H214ZM233 27V28H232ZM8 29L9 30V28H10V30L9 31H4V29ZM23 28H25V29H23ZM40 28V29H39ZM55 28L58 30V32L55 30ZM59 28H61V29H59ZM62 28H64V29H62ZM67 28V29H66ZM71 30H70V29ZM85 28H86V32L84 31L85 30ZM119 28H120V30H119ZM138 30H137V29ZM143 28H144V31H146V33H147V35H145L146 33H144V31H140V30H143ZM223 28V29H222ZM230 28H231V30H230ZM23 29V30H22ZM28 29H30V30H28ZM39 29V30H38ZM41 29L43 30L42 31V33L40 34V32H41ZM68 29L72 32V36L70 37V40L69 41H71V38H72V42H73V38L75 37V34H76V39L74 38V42H73V44H72V42H69V41H67V47H66V42H63L62 41V43H63V45L62 44H60L61 43V40L60 41H58L59 39V37H57V39H56V32H57V36L59 35V34H63L64 35V33H67L68 32ZM72 29H73V31H74V33L75 34H73V31H72ZM133 29H134V31H133ZM146 29V30H145ZM176 29H177V31H176ZM188 29V30H187ZM204 29V30H203ZM218 29V30H217ZM27 32V30H28V33H30V43L29 44H31V45H29V44H26L27 42H28V39H29V36H28V34H27V36H25L26 35V32ZM46 30V31H45ZM59 30H61L62 31V33L59 31ZM133 31V33H132V31ZM218 32H217V31ZM225 30V32H223ZM4 31V32H3ZM24 31V32H23ZM50 31H51V34H52V31H54V35L52 34V36H51V34H50ZM121 31H122V35H121ZM124 31V32H123ZM135 31H137L138 32V35H136L137 34V32H136V34H135ZM176 31V32H175ZM199 31V32H198ZM200 31H202V32H200ZM227 31V32H226ZM9 34H8V33ZM19 32H20V34H21V32H22V36H20V34H19ZM31 32H32V34H31ZM34 32H36V34L39 32V34L41 35H36ZM88 32V33H87ZM91 32V33H90ZM127 32H128V34H127ZM163 32V33H162ZM166 32V33H165ZM169 32V33H168ZM174 33V35H173V33ZM204 32H205V34H204ZM14 34L13 36H12V34ZM33 33H34V35H33ZM47 33H49L50 34V36L48 35V37H49V39H47L46 38V35H47ZM123 33L125 34L124 35V38H123ZM129 33H131L130 34V36H128L129 35ZM220 35H219V34ZM5 34H7V38H8V40H10L9 42H8V50H9V52H7V49H6V43H7V41H5L6 40V36H5ZM11 34V35H10ZM24 34V35H23ZM79 34V35H78ZM93 34V35H92ZM133 34L135 35V37L133 36ZM150 34V35H149ZM151 34L153 35V36H151ZM171 34H172V36H171ZM229 34V35H228ZM10 35V37H8ZM43 35V36H42ZM144 35V36H143ZM154 35H155V37H154ZM176 35H178V36H176ZM187 35V36H186ZM17 36V37H19L20 39H21V37H22V39H23V37H24V39H23V41H22V39H21V41L22 42H24L25 41V45L26 46H29L30 48L33 46V47H35V46H37V47H39L40 49L37 51V54H38V56H37V54L35 55V53L33 54H30V52L31 51H29V53L28 52H26V53H24V54H26V55H24L23 54V58H24V60L22 59V60H16V59H14L12 56H13V54L10 56V52H13V50L15 49V47H16V44H15V41H17L18 39H16L15 37ZM44 36H45V39H47V41H48V47H47V49H43L44 47V45H45V48H46V45H47V43H44V42H46V40L44 39V42L42 43V41L40 40V38L42 39V38H44ZM80 36V38L78 39V37ZM121 36H122V39H121ZM149 36V37H148ZM185 36V37H184ZM189 36V37H188ZM206 36V37H205ZM223 36V37H222ZM11 37H12V39H13V37H14V39H13V41H12V39H11ZM32 37V38H31ZM40 37V38H39ZM54 37V38H53ZM104 37L107 39L109 36H108V34L107 33H105V35H103V36H100V38L101 39H103L102 40V42H104ZM132 37H133V39H132ZM138 37V38H137ZM139 37H140V39H139ZM175 37V38H174ZM205 37V39H203L202 40V38H204ZM208 37H209V39H208ZM10 38V39H9ZM35 38V40H33ZM141 38L143 39V41L141 40ZM144 38H145V40H146V38H147V40L146 41H144ZM153 40H152V39ZM170 38H172V39H170ZM176 40V38L178 39V40H176L175 42H173L174 41V39ZM188 38V40L186 41L185 39H187ZM223 38V39H222ZM235 41V43L232 45V43H233V40ZM51 39V40H50ZM54 39L56 40V41H54ZM106 39H105V41H106ZM114 40V42H113V40ZM135 39V40H134ZM136 39H138V42L136 41ZM230 39V40H229ZM50 40V41H49ZM186 42H185V41ZM212 42H210V41ZM217 40H219L218 42H220V44L218 43V44H216L217 43ZM33 41H34V43H33ZM38 41V42H37ZM52 41V42H51ZM58 41V42H57ZM83 41V40H82ZM118 41H119V44H118ZM122 41V42H121ZM171 41V42H170ZM215 42V44L216 45H214V42ZM236 41H237V43H236ZM245 41V42H244ZM12 42H13V44H12ZM40 42H41V44H42V47H41V45H40ZM49 42H50V44L52 43V46L49 44ZM55 42H57V43H55ZM79 42V43H78ZM117 42V43H116ZM147 42V43H146ZM184 42H185V44H184ZM2 43H5V45H2ZM39 43V44H38ZM71 43V45H69ZM77 43H78V45H77ZM175 43V44H174ZM178 43V44H177ZM239 43V45H240V48H239V45H236V44H238ZM35 44V45H34ZM55 44V45H54ZM60 44V45H59ZM81 44V46H79ZM171 44V45H170ZM181 44V45H180ZM223 44V45H222ZM13 45H14V47H13ZM57 45H58V47H57ZM116 45V46H115ZM117 45H118V47H117ZM140 45V46H139ZM153 45L155 46H159L158 48H160V50L161 51H154V49H157V47H153ZM168 45H169V47H168ZM178 46V49H176L177 48V46ZM189 45V47H187ZM195 45V46H194ZM220 45V46H219ZM5 46V47H4ZM122 46V48H119V47H121ZM125 46V47H124ZM135 46V47H134ZM165 46L166 47H168V48H170L169 50H168V48H166V50H168V52H166V51H164V50H162V49H165ZM229 46H233V48H234V50H236V53H238V55H239V53L240 54H244V56H243V58H241V55H239L240 57H238L237 55L235 56V52H234V50H233V48L232 47H229ZM248 46V47H247ZM32 47V48H33ZM51 47V48H50ZM56 47H57V53H55V54H53L52 52H54V50H56ZM61 47H62V49H61ZM116 47H117V49H116ZM127 47V49H125ZM129 47V48H128ZM151 47V48H150ZM173 47V52L171 51V48ZM237 49H236V48ZM59 48H60V51H59ZM111 48H113V49H111ZM223 48V49H222ZM238 48H239V50H238ZM41 49H43L42 51H43V53H44V51H46V53H44V55H45V57L44 58H42V57H39L40 56V54H39V52L41 51ZM54 49V50H53ZM121 49V50H120ZM150 49V50H149ZM174 49H176V51H177V53H176V51L174 50ZM52 50V52L51 53H49L50 51ZM125 50V51H124ZM131 50V51H130ZM183 50H184V52L185 53H183ZM189 50H191V51H189ZM198 50V51H197ZM223 50V51H222ZM226 50H227V52L229 51V53H227L226 52ZM4 51V52H3ZM5 51L7 52V53H5ZM59 51V52H58ZM107 53H106V52ZM164 51V52H163ZM175 51V52H174ZM181 51V52H180ZM196 51V52H195ZM34 52V51H33ZM114 52V53H113ZM119 52H121V56H120V54L118 55V53ZM158 52V54L156 55V53ZM188 52V53H187ZM42 53V52H41ZM47 53L49 54V56L47 55ZM115 53H116V55H115ZM124 53V54H123ZM176 53V54H175ZM193 53V54H192ZM195 53V54H194ZM183 54V55H182ZM188 54V55H187ZM227 54V55H226ZM2 55H1V57H2ZM28 55L30 56V58L29 59H27L28 58ZM35 55V56H34ZM43 55V54H42ZM153 55V56H152ZM158 55H159V57H158ZM178 55V56H177ZM179 55H180V59H178V57H179ZM215 55V56H214ZM32 56V57H31ZM107 56V57H106ZM114 56H117V59L114 57ZM118 56H120V58H119V60H120V63H117V60H118ZM127 56V57H126ZM162 56V57H161ZM183 56V57H182ZM194 56L196 57L195 58V60H194ZM229 58H228V57ZM26 57V58H25ZM47 57H48V59L49 58H51V59H47ZM104 57V56H103ZM114 57V58H113ZM130 57V56H129ZM158 57V58H157ZM214 57V58H213ZM230 57H231V59H230ZM11 58V59H10ZM32 58H33V60H32ZM39 58H42L41 59V61H40V59ZM48 60V61H46V59ZM170 58V59H169ZM175 58V59H174ZM182 58H184L183 60H182ZM189 59L191 62H189V61H187L186 59ZM191 58H192V60H191ZM206 58V59H205ZM212 58V59H211ZM233 58V59H232ZM237 58H239V61H238V59ZM12 59H14V61L12 62ZM38 61V59H39V63H38V65H37V61ZM113 59V60H112ZM128 61V63H129V66H128V64H127V61ZM152 59H151V61H152ZM158 59V60H157ZM216 59V60H215ZM229 59V60H228ZM236 59V60H235ZM26 60V62H25V64H24V61ZM31 60H32V63H33V65L31 64ZM163 62H162V61ZM165 60V61H164ZM168 60V61H167ZM180 60V63L178 64V66H182V71H183V76H184V78L185 79H183V76L181 75L182 74V72H181V67L179 68L178 66H177V61H179ZM181 60H182V63H181ZM197 60V61H196ZM200 61V63H199V61ZM219 60H220V62H219ZM233 60V61H232ZM5 61V62H4ZM16 61V65H21V67L20 66H15V64H14V62ZM34 61V62H33ZM45 61H46V64H45ZM167 61V62H166ZM171 61L173 62L172 63V65H171ZM183 61H184V64H183ZM212 61V62H211ZM235 61L236 62H238V64L240 63V65H241V62H242V65H245V66H242V69L240 68V66L236 63L235 64ZM176 62V64H174ZM186 62H187V64L188 65H186ZM192 62H193V66H191L192 65ZM198 62V63H197ZM214 62V63H213ZM222 62V63H221ZM13 63V64H12ZM26 63H27V65H26ZM166 63H170V65H166ZM197 63V64H196ZM36 65V67H35V65ZM41 64H43V66L41 65ZM44 64H45V66H44ZM118 64H119V66H118ZM201 65V67H196V65ZM113 65H117L118 66V68H117V66H115V68L113 67ZM224 67H223V66ZM236 65H237V67H236ZM31 66H32V68H31ZM38 66V67H37ZM41 66V67H40ZM170 66H171V68H170ZM175 66V67H174ZM178 68H177V67ZM190 66H191V68H190ZM239 66V67H238ZM16 67H17V69H16ZM43 67H45V68H43ZM119 67H120V71H119ZM184 67V68H183ZM189 67V68H188ZM204 69H203V68ZM18 68H19V70H18ZM26 68V69H25ZM28 68V69H27ZM39 68V69H38ZM42 68L44 69V70H42ZM46 68H47V70H46ZM116 68H117V70H116ZM125 68V69H124ZM169 68V69H168ZM186 68V69H185ZM195 70V73H194V70ZM196 68H198V70L196 69ZM228 70H227V69ZM241 70H240V69ZM22 69H24V72H25V70L26 71H28V73L27 72H25V74L27 73V74H31V73H33L34 72V74L36 73L37 74V71L35 72V70L34 69H38V73H40L41 71L43 72V74H42V72L40 73L41 75H42V79H40V81H39V79L37 80V83H39V86L40 87H38V85H37V83H36V79H37V77L34 79L35 80V83H36V85H34V86H36L37 87V89L38 90H36V91H38V96L37 95H35L36 93L35 92H33L32 94H31V92H30V87H32V83H34L33 82V79H32V81L30 82V84H29V82L26 80V82H24L23 81V73L24 72H22L21 73V70ZM31 69V70H30ZM112 69H114L113 71H112ZM123 69L125 70L124 72H123ZM168 69V70H167ZM180 69V71L179 72H177L178 70ZM188 69V70H187ZM191 69H192V71H191ZM200 69V70H199ZM255 69H256V67H255ZM4 70V71H5ZM33 70V71H32ZM94 70H96L95 69V67H93V71H90V73H84V75H82V74H77V76L76 77H74L76 74L74 73V72H72V74H68V76H66V77H63V78H56L55 80L57 81L58 79H59V82L61 81V84L60 83H58V85L60 86H67V89L69 88V90L68 91H70V88H72L73 86H74V84L75 83H77V84H79V85H81L82 84V88H83V86L85 87L84 88V90H92L93 89V87H92V83H86L87 81H86V79H88V80H90V75H92V77H94ZM115 70H116V73H115ZM121 70H122V72H121ZM172 70H175L174 71V73H173V71ZM197 70V71H196ZM227 70V71H226ZM234 70V71H233ZM238 70H239V73H238ZM5 71V72H6ZM10 71V72H9ZM119 71V72H118ZM128 71H127V73H128ZM202 71V72H201ZM210 71V72H209ZM239 74H236L235 75V73L236 72ZM16 72H18V73H16ZM189 72V73H188ZM245 72V71H244ZM16 73V74H15ZM21 73V77L19 78L18 77V74H20ZM167 73V74H166ZM177 74V76H175L176 74ZM180 73V75H178ZM188 73V74H187ZM194 73V74H193ZM201 73V74H200ZM255 73H257V75L255 76V78H254V75H255ZM5 74V76L3 77V75ZM13 74H15L16 76L14 77V75ZM75 74V75H74ZM85 74H88V75H85ZM118 74V75H117ZM120 74V76H122ZM175 74V75H174ZM185 74H187V76L185 75ZM44 75H45V77H44ZM69 75H70V77H69ZM211 75V76H210ZM213 75V76H212ZM260 75V74H259ZM72 76H73V78H74V82H73V78H72ZM78 76H79V78H78ZM83 76H85V77H83ZM187 78H186V77ZM197 76V77H196ZM210 76V77H209ZM235 76L238 78H235ZM253 76V77H252ZM16 77H18V78H16ZM49 77H51V76H48V78L46 79V80H48L49 79ZM53 77V76H52ZM213 77V78H212ZM250 77V79H249V82H247L248 81V78ZM252 77V78H251ZM41 78V77H40ZM64 78H65V82H66V84H65V82H64ZM69 78H70V81H69ZM85 79V81H84V79ZM167 78H168V76H167ZM183 79V81H182V79ZM189 78H190V82H189ZM196 78H198V79H196ZM210 78H211V80H210ZM219 80H218V79ZM258 79H261L260 81H264V78H262V76L260 75V76H258L257 77ZM22 79V80H21ZM66 79L68 80V81H66ZM81 81V83H80V81ZM92 79V78H91ZM179 79H181V81H182V83H181V81L179 80ZM186 79H188V81H186ZM205 79V80H204ZM222 79V80H221ZM252 79H253V81H252ZM257 79V81H259ZM5 80V82H3ZM25 80V79H24ZM55 80H53V82L55 81ZM207 80V81H206ZM228 80H229V82H228ZM251 80V81H250ZM79 83H78V82ZM193 81V85H192V82ZM195 81V82H194ZM206 81V82H205ZM209 81H211V83L213 82V84H210V82ZM216 81V82H215ZM219 83H218V82ZM222 81L224 82V83H222ZM226 81V82H225ZM259 81V82H260ZM7 82V84L5 85L4 83H6ZM41 82V83H40ZM48 82H50V80H48ZM67 82H68V84H69V86H68V84H67ZM71 82H73V83H71ZM84 82V83H83ZM215 82V83H214ZM238 82H239V84H238ZM246 82V83H245ZM5 85V87H6V89H4V86H3V84ZM18 83V84H17ZM191 83V84H190ZM198 85H197V84ZM205 83V84H204ZM228 83V84H227ZM252 85L251 87H249L250 86V84ZM17 84L18 85V87L19 88H21V89H18V88H16V87H14V90L11 88V86L13 85V86H15V85ZM20 84V85H19ZM182 84V85H181ZM195 84V85H194ZM202 84V85H201ZM215 84V85H214ZM224 84H226V86L224 85ZM229 84H231L230 86H229ZM245 84H247V85H245ZM254 84V85H253ZM90 85V86H89ZM187 85V86H186ZM199 85H200V87L201 86H203L204 88L203 89H205V87H206V91L204 90V93H203V90H202V87H201V90H200V87H199ZM211 85V86H210ZM224 85V87H222ZM245 85V86H244ZM89 86V87H88ZM135 86H139L138 84L137 85H135ZM135 86H133V91L134 92H137L136 90H138L139 91V88H140V86L137 88V89H135ZM177 86V87H176ZM178 86H180V87H178ZM185 87V89L187 90L186 91V93H187V95H188V93H189V95H188V97H187V95L185 94V91H184V88L183 87ZM196 86H197V90H199L198 92L200 93H198V92H196L197 94H193L192 95V93L193 92H195V90H196ZM216 86V87H215ZM220 86H221V88H220ZM244 86V87H243ZM24 87V88H23ZM88 87V88H87ZM92 87V88H91ZM192 87H193V90H192ZM214 87V88H213ZM239 87V88H238ZM247 88V90L249 89V91H247V92H245L246 91V88ZM249 87V88H248ZM28 88V89H27ZM81 88V87H80ZM87 88V89H86ZM182 88V89H181ZM229 88H230V90H229ZM238 88V89H237ZM18 89V90H17ZM28 90L26 93H25V91L23 92V90ZM177 89V90H176ZM189 89H190V91H189ZM212 89H213V91H212ZM217 89V90H216ZM222 89V90H221ZM236 89H237V91H236ZM250 89H251V91H250ZM6 90V91H5ZM21 90H22V92H23V94H22V92H21ZM40 90H42V92H44V93H42ZM179 90H182L183 91V93L185 94V96L182 94L181 95V91H179ZM224 90V91H223ZM232 90H234V91H232ZM241 90V91H240ZM201 91H202V93H201ZM209 91H210V95H209ZM211 91L212 92H215V93H213V95H212V93H211ZM227 91V92H226ZM230 91H232L234 94L237 92V94H238V96L237 97H234V96H231L230 94H231V92ZM239 91V92H238ZM5 92V93H4ZM20 93V95H19V98H18V93ZM225 92V94H223ZM228 92H230L229 93V95L231 96V97H229V95L227 94ZM31 94V95H29V94ZM41 93V94H40ZM138 93V92H137ZM218 93H220L219 95H217ZM243 93H245V99L244 100H242L241 101V108L243 107V105L245 106V104H247L245 107L247 108H249L250 109V107H251V111L249 110V113H247V109H245L244 107L242 108V110H241V112H240V115H241V113H244L243 111H246V113L247 114H249V116H247V114L246 113H244L245 114V117L243 118V116H244V114L241 116V118L239 117V113H238V115H237V113H236V110H237V108H238V111L240 110V108H239V106H240V99H241V95L243 94ZM246 93H247V95H246ZM22 94V95H21ZM28 94V95H27ZM45 94V95H44ZM81 94L82 93H80V94H78V93H75V94H71L70 96H71V102H70V107H69V109H68V111H67V109H66V113H67V116L68 117H70V115H71V117H73V113H72V110H71V106L73 105V104H75V100H76V103H83L84 101H83V98L82 97H80L81 96ZM24 95V96H23ZM40 95V96H39ZM47 95V96H46ZM73 95H75V96H73ZM76 95H77V97H76ZM191 95H192V97H191ZM197 95V96H196ZM203 95L204 96H207L208 98H209V100H208V98H203ZM223 95V96H222ZM226 95H227V97H226ZM248 95H249V100H248ZM6 96H4L6 99H7V97ZM22 96H23V98L24 97H26V98H28V99H22ZM32 96V97H31ZM33 96L35 97V101L36 102H31L30 101V99H34L33 98ZM41 96H42V98H41ZM44 96V97H43ZM193 96H194V98H193ZM215 96V97H214ZM217 96H218V98L219 99H216L217 98ZM220 96V97H219ZM239 96H240V99H239ZM124 97V98H123ZM127 97H128V94H127V96L126 95H123L121 98L122 99H127ZM201 97V98H200ZM226 97V98H225ZM230 98V100H232V102H231V104L233 103V98L234 99H236L237 100V102L236 103H233L232 104V106H231V104L229 103V98ZM243 97V96H242ZM250 97H251V99H252V101H251V103H250ZM254 99H253V98ZM74 98V99H73ZM130 98V97H129ZM134 98V97H133ZM190 98V99H189ZM192 98H193V100L194 99H196V102H195V100H194V102L195 103H193L192 102ZM238 98V99H237ZM244 98V97H243ZM5 99V100H6ZM43 99V100H42ZM74 101H73V100ZM80 99H81V101H80ZM132 99V97L130 98V100ZM136 99V98H135ZM187 99H186V101H187ZM202 99V100H201ZM203 99H204V101H203ZM222 99V100H221ZM227 99H228V101H227ZM28 100H29V102H30V104H31V107L29 108V106H28ZM215 100V101H214ZM227 102V104L225 103V101ZM9 101V102H8ZM20 101V102H19ZM34 101V100H33ZM44 101H46V100H44ZM43 101V102H44ZM83 101V102H82ZM198 101V102H197ZM199 101H201L200 103L201 104H199ZM218 101H219V103L221 102V105H222V103H224V105L226 106H224V111H222L223 110V106H221L219 103H218ZM223 101V102H222ZM238 101H239V103H238ZM244 101H246V102H244ZM37 102H38V104H37ZM47 102H48V99H47ZM47 102L44 104V106H46V104H47ZM242 102H244L243 104H242ZM22 105V107L20 106V104ZM191 103V104H190ZM229 103V104H228ZM35 104V105H34ZM192 104H194L193 106H192ZM197 104H198V108H197ZM211 104H213V105H211ZM219 104V105H218ZM234 104H235V106H236V104H237V108L236 107H234ZM25 105V106H24ZM205 105H206V107H207V109L205 110ZM229 105V106H228ZM239 105V106H238ZM253 105H254V107H253ZM26 106H28V107H26ZM202 106H204V107H202ZM215 106H216V108H215ZM227 106H228V109H227ZM134 107V106H133ZM221 108V111L223 112L222 113V115L223 116H221V114H219V116H218V112L220 113V109L219 108ZM233 107L236 109L235 111H234V109H233ZM13 108H16V109H14V111H13ZM28 108V109H27ZM44 108V107H43ZM131 108H132V106H131ZM130 108V109H131ZM196 108V109H195ZM209 108H211V109H214V110H210ZM230 108L232 109V111H231V114H230ZM91 109V113H95L96 115L98 114V108H93V107H90L89 106V110ZM195 109V110H194ZM209 109V110H208ZM227 109V111L229 112H227L229 115H232L234 118H233V120H232V122L233 123H235V121H236V124H238L237 126L239 127V122H240V120H241V125L243 124V122H246V123H244L243 124V126L241 127V125H240V127H239V131L240 132H242V130H243V133H239V131H238V128H237V126L235 127V125H233V124H230L231 123V118H232V116H229L227 113L226 114H224V112H226L225 110ZM262 109H264V107H262ZM71 110V111H70ZM97 112H96V111ZM129 110V109H128ZM199 110H201V111H199ZM257 110V114H255L256 111ZM13 111V112H12ZM23 111V110H22ZM133 111L134 112H136L137 110H135L134 108H133ZM207 111H209L208 113H207ZM214 111H217L216 112V114L214 113ZM234 111V113H235V115H233L232 114V112ZM29 112H27V113H29ZM69 112V113H68ZM134 112H132V113H134ZM197 112V113H196ZM250 112H251V115H250ZM131 113V114H132ZM203 113V115H200V114H202ZM209 113H210V115H209ZM213 114V117H212V119L214 120V118H215V116H216V118H215V122H217V123H214L213 124V120L211 119V116H212V114ZM260 113V114H259ZM62 114V113H61ZM63 114H65V113H63ZM125 114H126V112H125ZM197 114L199 115V119H198V117H197ZM205 114H207V116H209L208 118H206L207 116L205 115ZM215 114V115H214ZM226 115H227V117L228 118H230L229 119V121H228V119H227V117H226ZM76 115H74V117H75ZM124 116H126L127 117V119L128 120H124L125 122H127V124L128 125H125L126 123L124 122V125L122 124V127L123 126H125V127H123L124 128V130H122L123 128H121V133H122V131H123V133H127L128 131H130V129L129 128H131V125H133V123L134 122H136L135 120H137L136 118L134 119L133 117H130L129 116V114H127V115H124ZM131 116H133V115H131ZM202 116H204L205 118H206V120H204V118H202ZM224 116H225V120H224ZM129 117H130V119H129ZM172 117H173V119H172ZM172 117H171V115L169 116V117H167V121H168V119H169V121L168 122H165L166 124H164L163 122V120L160 122V126H159V129H158V127H157V135H158V132H159V130H162L161 132H159L160 133V135H164L165 136V134L168 132V129H169V131L172 129V127H174L173 126V124L175 123V120H176V118L174 117V114L172 115ZM200 117H201V119H200ZM217 117H218V119H217ZM238 117V118H237ZM247 117V119L246 120H248V121H244V119ZM140 117L138 116V120H140L139 119ZM237 120H239V121H237ZM170 119H172V120H170ZM254 118L252 119V121L253 120H255ZM141 120H142V117H141ZM165 120V119H164ZM201 120V121H200ZM219 120L221 121L219 124H218V122H219ZM243 120V121H242ZM132 121V122H131ZM134 121V122H133ZM130 122V123H129ZM225 122H226V124H225ZM162 124H163V126H162ZM168 124V127L167 126H165V128H164V125H167ZM221 124L223 125V127H221V129H219L220 128V126H221ZM229 124V125H228ZM76 125H78V124H76ZM76 125L74 126V127H72V128H75V129H78V127H79V125H78V127H76ZM215 125V126H214ZM217 125V126H216ZM255 126H256V124H254ZM130 126V127H129ZM219 126V127H218ZM229 126V127H228ZM231 126H233V127H231ZM251 126H253V125H251ZM225 127V130H224V133H223V128ZM228 127V128H227ZM245 127H246V132H247V130H248V134H249V131H250V137H249V135H248V137H249V140H248V143H247V138L248 137H246V135H247V133H244L245 131H244V129H245ZM72 128H68L67 130H68V132L72 129ZM163 128H164V131H166V133L163 131ZM212 128L214 129V130H212ZM227 128V129H226ZM232 128V129H231ZM236 128H237V131H236ZM241 128H242V130H241ZM244 128V129H243ZM248 128V129H247ZM70 129V130H69ZM75 129H74V131H75ZM217 129V131L216 132H214L215 130ZM219 129V130H218ZM250 129V130H249ZM81 128H79L78 129V131L81 133ZM232 130H234V132L236 133V135H235V133L232 131ZM258 130V131H257ZM72 131H73V129H72ZM77 131V130H76ZM77 131V132H78ZM83 131H85V130H83ZM229 131L231 132L230 134H229ZM78 132V133H79ZM165 134H164V133ZM222 132V133H221ZM232 132H233V134H232ZM238 132V133H237ZM255 132H257L258 133V135L255 133ZM84 133V132H83ZM83 133H81L80 135H81V137H84V138H86V137H88V134H87V131H85V135L83 134ZM122 133V134H123ZM207 133H209V134H207ZM221 133V136H218L219 134ZM227 133V134H226ZM225 134H226V137H225ZM238 134V135H237ZM255 134V135H254ZM162 135V136H163ZM222 135H223V138H225V139H223L222 138ZM235 135V136H234ZM239 135L241 136V135H245L244 136V138H245V141H246V146H243L241 149H240V142H239V140H242V139H244L243 137L241 138V137H239ZM218 136V137H217ZM229 137V140L227 139L228 137ZM231 137H232V139H231ZM256 137V138H255ZM234 138H235V140H234ZM241 138V139H240ZM254 138V139H253ZM257 138H258V140H257ZM260 138H261V140H260ZM223 139V141L221 142V140ZM255 139H256V141H255ZM227 140H228V142H227ZM231 140V141H230ZM250 141H253V144H254V146L256 147V145H257V152H256V150L254 149V148H252L253 147V144H250V143H252V142H250ZM183 141L181 140L180 141V143H182ZM237 142H239V144L237 143ZM255 142H256V144H255ZM173 142H171V143H169V145H173L172 144ZM179 143V144H180ZM222 143V144H221ZM233 143V144H232ZM235 143V144H234ZM259 143V144H258ZM178 144V143H177ZM237 144V145H236ZM249 144H250V146H251V148L249 147ZM32 144L30 143H28L27 144V149H29V146H31ZM33 145H35V144H33ZM176 145V144H175ZM199 145V146H198ZM198 145L196 144L195 146H193L192 148H186V149H184L185 151V153L186 154H188V153H193L194 152V150H195V148H196V150H195V152L196 153H201L202 151H201V149H204L205 147H206V144H204L203 145V143H201V145H200V143H198ZM223 145V146H222ZM239 145V146H238ZM247 145H248V148H247ZM178 146V145H177ZM176 146V147H177ZM200 146H201V149H199L200 150V152L198 151V148H200ZM231 147V149H232V151H231V149H230V147ZM233 146L234 147H236L235 148V152H234V150H233ZM238 147V148H237ZM263 147V148H262ZM36 148V149H35ZM194 148V150L193 151H191L192 149ZM249 148H250V150H249ZM191 149V150H190ZM206 149V148H205ZM236 149H238V150H236ZM242 149H245V151H244V153H245V156H247L248 155V152H249V155H248V164H247V162H242V160L240 159V156L242 157V156H244V153H243V150ZM253 149V150H252ZM34 150V152H36L37 150H38V148L36 147V146H32V151ZM190 150V151H189ZM223 150V149H222ZM247 150V151H246ZM252 150V151H251ZM30 151V150H29ZM189 151V152H188ZM215 151L216 152H220V150H218V149H215ZM260 151H262V153L260 152ZM34 152H32V153H34ZM236 152H238L239 153V157H238V153H237V156H236ZM254 152V153H253ZM31 153V154H32ZM235 153V154H234ZM241 153H243L242 155H241ZM253 153V154H252ZM258 153L259 154H261L260 156L258 155ZM218 154V153H217ZM234 154V156L236 157V158H239L240 159V162H239V159L237 160L236 158H234V157H231V155H233ZM250 155H252V156H254L256 159H260L259 161H257V163H255V159H254V157L252 158ZM249 157H251L250 159H249ZM261 157V158H260ZM231 158V159H230ZM234 159H236L235 160V162H234ZM252 159V160H251ZM249 160H251L252 161V164L249 162ZM221 161H222V163H221ZM229 162H230V166H229ZM234 162V163H233ZM237 162V163H236ZM214 163V164H215ZM223 163H225L224 165H223ZM231 163H232V165H231ZM246 163V164H245ZM250 163V164H249ZM259 163H260V165H261V167H260V165H259ZM223 166H225V168H222V165ZM237 164V165H236ZM245 164V165H244ZM258 164V165H257ZM227 165V166H226ZM235 165L237 166V169H236V172H235ZM240 165H242V166H240ZM246 165H249V167L248 168H245L244 166H246ZM256 165V166H255ZM232 166H233V168H232ZM253 166V167H252ZM257 166H258V168H257ZM231 167V169H232V171H231V169H229ZM251 167H252V172H251ZM263 167V168H262ZM220 168H222V169H220ZM241 168V169H240ZM243 168V169H242ZM254 168V169H253ZM258 170L259 168V175H258V173H257V171H256V169ZM247 169V170H246ZM228 172H227V171ZM237 170H239L240 172H238ZM253 170H255V172H256V175H254V171ZM245 171V172H244ZM225 173V174H221V173ZM232 172V173H231ZM250 172V173H249ZM203 173V172H202ZM226 173H229V180H230V182H229V180H228V184L229 185H226V184H224V183H226L224 180L226 179H228V176H225L226 175ZM234 173H238V174H234ZM248 173V174H247ZM246 174V175H245ZM249 174L250 175H252L251 177L249 176ZM228 175V174H227ZM233 175H234V177H233ZM247 175H248V177H247ZM211 176V177H210ZM236 176H237V178H236ZM255 176H256V178H255ZM257 176H258V178H257ZM232 177V178H231ZM214 179V182H215V184L217 183L218 184V182L219 181H221L222 180V182H219V184H222L221 186H219L218 187V185H213V179ZM222 178V179H221ZM234 178H236L237 180H239L238 182H236L235 183V181H237L236 179H234ZM210 179H212V181H210ZM221 179V180H220ZM241 179V180H240ZM242 179H247V180H242ZM250 179V180H249ZM254 179V180H253ZM258 179V180H257ZM261 179V180H260ZM217 182H216V181ZM256 180V181H255ZM207 181V182H206ZM233 181H234V183H233ZM242 181H243V183H242ZM248 183H247V182ZM258 181V183H259V185H258V183H257V186H254L255 184H256V182ZM255 182V183H254ZM209 183V184H208ZM233 183V184H235V186H234V188H233V184L231 185V184ZM242 183V184H241ZM253 183H254V185H253ZM211 184V185H210ZM239 184H241L242 186L244 185V187H245V185H246V193L245 192H243L244 194L243 195H241V196H243L244 198H242V200L240 199L241 198V196L239 195V197L240 198H238V196H235L234 195V192L236 191V187H237V185ZM261 184V185H260ZM249 185H251V186H249ZM214 186V187H213ZM227 186V187H226ZM253 186H254V188H255V192H254V188H253ZM211 187V188H210ZM223 189V191H222V189ZM230 187V189H229V191L227 190V188H229ZM248 187H252L251 188V192H249V193H247L248 192V190L250 189V188H248ZM257 188V189H256ZM258 188H259V191L261 190V192H259V191H257L258 190ZM220 189H221V191H220ZM234 189V190H233ZM231 190V191H230ZM202 192H205L204 190H202ZM253 192H254V194H253ZM222 193V194H221ZM226 193L228 194L227 196H229L230 197V194H231V198H228V201H227V196H226ZM230 193V194H229ZM250 193H252V194H250ZM222 196H226V198L225 199H223L222 198V201H221V204H219V202L220 201H218L217 199H221V195ZM245 194H247V195H245ZM256 194H257V197H256ZM234 195V197H233V199H234V204H232V196ZM224 196V197H225ZM247 196V197H246ZM250 196V197H249ZM255 197V198H254ZM215 198H217V199H215ZM250 200H249V199ZM231 199V200H230ZM247 199V200H246ZM254 199V200H253ZM225 200V201H224ZM249 200V201H248ZM256 200V201H255ZM263 200V201H262ZM224 201V202H223ZM228 203H227V202ZM231 201V202H230ZM244 201V202H243ZM246 201V202H245ZM235 202H237V203H235ZM250 204H249V203ZM226 203H227V205H226ZM229 204V205H228ZM232 204V205H231ZM262 204V205H261ZM214 205V206H213ZM218 205H219V207H218ZM223 205V206H222ZM255 207H257V208H255ZM261 205V206H260ZM240 206V207H239ZM263 209H262V208ZM214 208V209H213ZM251 208V209H250ZM241 209V210H240ZM197 210H198V208H197ZM196 210V211H197ZM204 210V208H202V210H201V206L199 207V211H197V212H201V214H199L200 216H206V210L204 211V213L202 212ZM210 210L212 211V212H210ZM252 210H253V212H252ZM255 210V211H254ZM257 210V211H256ZM209 211V212H208ZM261 211H263L262 213H261ZM255 212V213H254ZM231 213V214H230ZM233 213V214H232ZM235 213V214H234ZM202 214H204V215H202ZM165 215V214H164ZM163 215V216H164ZM165 216H167V215H165Z\"/></svg>",
	"mask_w": 264,
	"mask_h": 264
}]
</instances>
